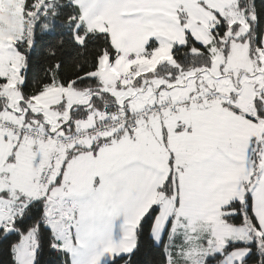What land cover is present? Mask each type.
<instances>
[{
  "label": "snow or ice",
  "instance_id": "1",
  "mask_svg": "<svg viewBox=\"0 0 264 264\" xmlns=\"http://www.w3.org/2000/svg\"><path fill=\"white\" fill-rule=\"evenodd\" d=\"M0 40V264H264V0H21Z\"/></svg>",
  "mask_w": 264,
  "mask_h": 264
},
{
  "label": "rangeland",
  "instance_id": "2",
  "mask_svg": "<svg viewBox=\"0 0 264 264\" xmlns=\"http://www.w3.org/2000/svg\"><path fill=\"white\" fill-rule=\"evenodd\" d=\"M21 0H0V40L13 39L23 28Z\"/></svg>",
  "mask_w": 264,
  "mask_h": 264
}]
</instances>
